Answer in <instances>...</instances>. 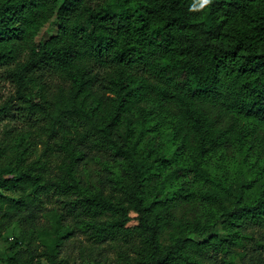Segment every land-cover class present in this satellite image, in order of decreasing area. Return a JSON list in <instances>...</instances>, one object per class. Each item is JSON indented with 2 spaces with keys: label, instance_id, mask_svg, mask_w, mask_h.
Listing matches in <instances>:
<instances>
[{
  "label": "trees",
  "instance_id": "16d2710c",
  "mask_svg": "<svg viewBox=\"0 0 264 264\" xmlns=\"http://www.w3.org/2000/svg\"><path fill=\"white\" fill-rule=\"evenodd\" d=\"M52 20L57 35L37 45ZM0 68L15 88L0 123L41 124L0 143V218L66 198L93 241L129 245L122 264H204L264 226V0H0ZM86 143L119 158L114 192L83 184ZM72 233L57 230L48 263L67 264Z\"/></svg>",
  "mask_w": 264,
  "mask_h": 264
},
{
  "label": "rangeland",
  "instance_id": "374dc122",
  "mask_svg": "<svg viewBox=\"0 0 264 264\" xmlns=\"http://www.w3.org/2000/svg\"><path fill=\"white\" fill-rule=\"evenodd\" d=\"M59 26L56 20H52L45 26L36 43L42 45L51 37L57 35ZM15 93L13 83L5 74L4 68H0V104ZM15 113V116L5 118L0 123V143L6 146L14 145L26 135L28 130H38L41 124L32 122L25 115ZM135 120V117H130ZM32 140L26 136V143ZM59 142H50L53 151L51 175L59 173V166L62 164L65 153L58 151L61 148ZM158 142L160 139L158 138ZM46 139H38L34 145L35 153L32 160L43 155L47 146ZM5 146V145H4ZM91 143L82 146L86 156L81 163L79 176L84 185L95 189H104L106 192H114L112 177L120 170L119 158L112 151L104 148L91 147ZM8 153L10 147H8ZM232 156V152L228 151ZM68 199L57 195H47L43 197L42 204L38 211L30 217L16 219L0 218V264H5L8 257L15 252H20L24 260L34 257V264L48 263L47 252L50 243L54 240L57 230L65 231L67 226L73 229L69 239L62 243L59 249V260L67 264H122L119 259L122 253H128L135 257L132 250L122 240L99 244L93 241L89 234L80 229L77 219L68 212ZM188 206L181 209L186 210ZM180 215V213H179ZM63 218L61 222L59 219ZM220 236H225L223 231H219ZM247 236L241 246L234 247L231 252L214 253L211 258L206 257L204 264H264V226H248L244 230ZM19 261L17 264H21Z\"/></svg>",
  "mask_w": 264,
  "mask_h": 264
},
{
  "label": "clouds",
  "instance_id": "9594fccd",
  "mask_svg": "<svg viewBox=\"0 0 264 264\" xmlns=\"http://www.w3.org/2000/svg\"><path fill=\"white\" fill-rule=\"evenodd\" d=\"M212 4V0H202V6H209Z\"/></svg>",
  "mask_w": 264,
  "mask_h": 264
}]
</instances>
